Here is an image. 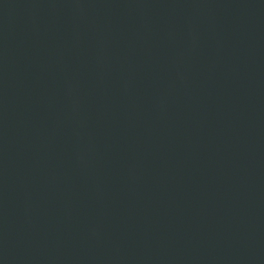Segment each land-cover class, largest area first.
Masks as SVG:
<instances>
[{
  "label": "water",
  "instance_id": "water-1",
  "mask_svg": "<svg viewBox=\"0 0 264 264\" xmlns=\"http://www.w3.org/2000/svg\"><path fill=\"white\" fill-rule=\"evenodd\" d=\"M0 264H264V0H0Z\"/></svg>",
  "mask_w": 264,
  "mask_h": 264
}]
</instances>
